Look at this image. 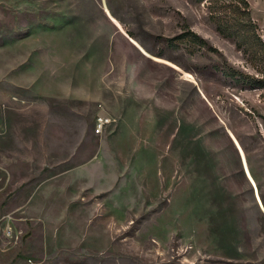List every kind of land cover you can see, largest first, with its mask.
<instances>
[{"label": "rangeland", "instance_id": "374dc122", "mask_svg": "<svg viewBox=\"0 0 264 264\" xmlns=\"http://www.w3.org/2000/svg\"><path fill=\"white\" fill-rule=\"evenodd\" d=\"M224 63L260 77L206 2L0 0V264H264V90Z\"/></svg>", "mask_w": 264, "mask_h": 264}, {"label": "trees", "instance_id": "16d2710c", "mask_svg": "<svg viewBox=\"0 0 264 264\" xmlns=\"http://www.w3.org/2000/svg\"><path fill=\"white\" fill-rule=\"evenodd\" d=\"M208 3L209 20L216 32L224 39L231 40L235 48L259 68V76L244 74L224 63L217 69L221 75L239 88L264 90V36L260 35L258 25L253 21L247 0H193ZM189 40L198 45H206L205 40L194 33L178 35L168 40L173 43ZM263 69V70H262Z\"/></svg>", "mask_w": 264, "mask_h": 264}, {"label": "built area", "instance_id": "2783aa9c", "mask_svg": "<svg viewBox=\"0 0 264 264\" xmlns=\"http://www.w3.org/2000/svg\"><path fill=\"white\" fill-rule=\"evenodd\" d=\"M114 120L109 118L108 116L105 115H97L95 117V122H94V134L95 135H100L102 134L105 129L110 126ZM27 264H32L30 260H28Z\"/></svg>", "mask_w": 264, "mask_h": 264}, {"label": "crops", "instance_id": "0c3cea01", "mask_svg": "<svg viewBox=\"0 0 264 264\" xmlns=\"http://www.w3.org/2000/svg\"><path fill=\"white\" fill-rule=\"evenodd\" d=\"M105 113L103 112V110H101V112L98 114V115H104ZM113 120V119H112ZM114 123V122H113ZM120 125V121H119V124H117V127ZM100 135H102V134H100ZM90 136V135H89ZM97 136V135H96ZM83 138V137H82ZM46 139V138H45ZM73 155H75V154H73ZM70 171V170H69ZM68 171V172H69Z\"/></svg>", "mask_w": 264, "mask_h": 264}, {"label": "bare ground", "instance_id": "6f19581e", "mask_svg": "<svg viewBox=\"0 0 264 264\" xmlns=\"http://www.w3.org/2000/svg\"><path fill=\"white\" fill-rule=\"evenodd\" d=\"M248 178H249L250 182H252V180H251V178H250L249 174H248Z\"/></svg>", "mask_w": 264, "mask_h": 264}]
</instances>
